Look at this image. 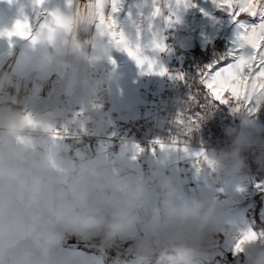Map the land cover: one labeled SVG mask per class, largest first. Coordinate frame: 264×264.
Instances as JSON below:
<instances>
[{
    "label": "clouds",
    "instance_id": "9594fccd",
    "mask_svg": "<svg viewBox=\"0 0 264 264\" xmlns=\"http://www.w3.org/2000/svg\"><path fill=\"white\" fill-rule=\"evenodd\" d=\"M44 2L32 6L39 11ZM47 12L61 22L42 26L39 11L31 36L12 38L23 42L15 70L0 75V264H88L75 255L57 261L54 252L69 237L99 251L119 247L130 258L126 264H210L229 204L190 195L164 170L147 172L140 162L149 151H182L195 157L204 186L231 200L248 180L247 152L258 150L256 163L264 168V128L245 111L234 112L245 127L227 130L226 147L198 157L190 150L192 132L176 119L174 133L149 149L127 140L94 155L77 150L92 127L111 123L104 97L113 76L100 69L123 51L99 24L94 3L73 0ZM145 28L123 33L131 40ZM52 77L63 87L61 102L51 111L33 110L23 82L40 87ZM257 83L246 100L259 112L264 89ZM241 256L243 264H264V235L242 245L237 264Z\"/></svg>",
    "mask_w": 264,
    "mask_h": 264
},
{
    "label": "crops",
    "instance_id": "0c3cea01",
    "mask_svg": "<svg viewBox=\"0 0 264 264\" xmlns=\"http://www.w3.org/2000/svg\"><path fill=\"white\" fill-rule=\"evenodd\" d=\"M193 3L195 7L183 11L180 14L179 21H174L171 24L172 28L179 31L178 38L180 44L185 48L199 50L213 37L221 35L223 41L220 50L222 51L221 55H223V53H226L233 46L236 33L235 25L233 24V27L228 31L230 23L228 18L213 7L211 0H193ZM65 4L66 0H45L44 5L39 11L47 12L55 7L63 8ZM151 10L152 0H122L121 11L115 16L118 30L125 33H135L136 26L144 24ZM39 11L32 6L31 0H0V30L11 29L16 20H22L25 16L31 22H34ZM166 25H168V22L164 16L153 18L151 21V32L163 37V28ZM22 47V41H9L6 38H0V62L12 58L11 72L17 66V56ZM163 52L157 53L156 59L158 65H162L165 68L166 59L162 55ZM215 57L217 56H213L210 62ZM113 60L114 63L102 66V68L111 72L113 76L110 84L113 107L119 111L120 116L124 119L137 116L139 114V106L144 99V93L140 91V84L141 75L145 72L126 52L114 54ZM79 70V67H77L76 71ZM152 75L157 79L161 77V75L155 73ZM43 86L44 84L40 87ZM61 88L62 85L54 78L50 84V95L54 102ZM199 89L203 94L205 93L202 87L199 86ZM54 108L55 105L49 110L32 107L33 110L37 111H51ZM253 120L261 126L257 119L253 118ZM226 125L227 130L231 128L243 129L245 127L243 122L233 113H229ZM190 150L193 153L213 151L198 146H191ZM94 154L96 153H90L89 155ZM186 158L183 156L182 151H178L175 156H170L158 150L155 154L152 153L147 156L152 170L162 169L171 177L173 176L176 183L186 193L208 196L209 198L215 197V193L210 192L204 186L202 174L198 173L195 167V157H193L195 159V169L192 178L197 181V185L195 187L187 185L188 179L185 176V167L181 164ZM254 168L253 174L249 173L247 182L239 185L236 189L234 199L230 200L228 194L227 201L230 203L228 216L224 225L217 233L212 253L213 258L210 264H215L221 257H237V255H233V247L236 237L241 231L249 228L254 231L264 230V179L256 174L259 170L257 163H255ZM69 255L84 257L88 260V264H126V261L130 259L122 253L119 247H116L111 255L105 256L96 248L87 245L75 237H69L63 247L54 252L57 261H63ZM240 258L242 259V256Z\"/></svg>",
    "mask_w": 264,
    "mask_h": 264
},
{
    "label": "snow or ice",
    "instance_id": "6c2138e0",
    "mask_svg": "<svg viewBox=\"0 0 264 264\" xmlns=\"http://www.w3.org/2000/svg\"><path fill=\"white\" fill-rule=\"evenodd\" d=\"M34 6L43 3V0H31ZM73 0H66L71 4ZM94 3L97 8L99 24L109 33L111 42L115 43L123 52H126L141 69L148 74H167V69L158 65L156 55L166 49L163 37L151 32V21L167 12L165 19L168 25L179 21L180 14L188 8L195 7L193 0H152V10L144 21L145 31L133 39H128L123 31L118 30L115 16L121 11L122 0H86L85 4ZM213 7L226 15L229 22L236 27L233 46L223 55L215 57L210 63L199 67L194 74L190 87L199 85L205 90L203 99L199 100V89L190 94L187 106L179 111L176 123L186 127L189 132L198 128L202 113L193 108H206L208 104L228 105L233 112L245 111L254 114L257 109L246 100L247 92L255 81H261L255 86L264 89V0H211ZM42 26L49 23L59 24L61 18L55 13L45 12ZM39 22V13L36 18ZM32 22L25 16L18 19L11 29L0 30V38L13 37L29 38ZM175 79L184 80L183 73H177ZM244 101L241 109L240 102ZM159 143V141H156ZM187 150V149H185ZM202 152L194 155L200 156ZM258 187H260L258 185ZM260 235L264 230L254 231L251 228L241 231L240 239L235 242L233 255L242 251V245Z\"/></svg>",
    "mask_w": 264,
    "mask_h": 264
},
{
    "label": "built area",
    "instance_id": "2783aa9c",
    "mask_svg": "<svg viewBox=\"0 0 264 264\" xmlns=\"http://www.w3.org/2000/svg\"><path fill=\"white\" fill-rule=\"evenodd\" d=\"M166 16L167 12L165 11L164 18ZM178 34V30L169 25L164 26L163 38L166 50L162 55L166 59L165 68L167 69V74L161 76L159 79L146 72L141 75L140 91L144 93V99L139 106V114L126 119L122 118L119 111L113 107L111 85H109L104 99L106 101L105 118L111 121V123L107 128L100 126L92 127L90 130L91 135L83 138L82 143L77 146V150L85 154L97 153L102 146L112 148L127 140H131L141 147L149 149L158 139L174 133L175 129L173 128L172 121L176 119L178 108L183 110V105L188 102L192 91L195 92L199 89V85H194L193 89L190 87L194 74L199 67L210 63L211 58L216 55L223 41L221 35L213 37L197 50L195 48L183 47L179 42ZM12 63V58L0 62V75H3L5 72H11ZM100 70L108 72L107 69L102 67ZM178 72L184 74V80L174 78ZM54 78L49 79L43 87H33L30 82H23L21 91L22 93L29 94L27 88L31 87L33 92L41 94L50 93V84ZM8 92L9 95L13 96L12 89H9ZM199 93L200 103H207L204 101V94L200 89ZM62 96L63 87L55 99V106L61 102ZM196 111L201 112L203 118L200 120L199 128L192 132L191 146H198L213 151L226 147L229 142L226 120L229 113L235 114L231 108L228 105L218 103L208 104L206 108H193L189 114ZM252 118L257 119L261 127L264 128V109L252 114ZM150 154H152L151 151L148 152L147 156ZM245 155L247 157L249 173L253 174L256 158L260 155V152L252 150ZM147 156L140 162V167L144 171L151 172L152 167L147 160ZM194 160L193 157L191 159L186 158L181 163L185 167V176L188 179L187 185L193 187L197 185V181L192 178L195 169ZM256 174L264 179V168L259 166ZM172 178L175 180L173 176ZM215 197L228 203L230 207V203L227 201L228 194L217 192L215 193ZM114 249L116 247L106 251L97 250L102 255L109 256ZM237 259L238 257H232L231 259L221 257L215 264H237ZM239 260L240 264H243V258H239Z\"/></svg>",
    "mask_w": 264,
    "mask_h": 264
},
{
    "label": "bare ground",
    "instance_id": "6f19581e",
    "mask_svg": "<svg viewBox=\"0 0 264 264\" xmlns=\"http://www.w3.org/2000/svg\"><path fill=\"white\" fill-rule=\"evenodd\" d=\"M82 3H85L86 0H81ZM29 92V98H28V105L33 107V108H42L44 110L46 109H51L54 107L55 102L51 98L50 93H38V92H33L31 87L27 88ZM12 95L13 97L16 96L15 90L12 89Z\"/></svg>",
    "mask_w": 264,
    "mask_h": 264
},
{
    "label": "rangeland",
    "instance_id": "374dc122",
    "mask_svg": "<svg viewBox=\"0 0 264 264\" xmlns=\"http://www.w3.org/2000/svg\"><path fill=\"white\" fill-rule=\"evenodd\" d=\"M233 27V24L232 23H229V25H228V31L230 30V28H232ZM224 49H225V47H224ZM30 108H32V107H30ZM263 224H264V222H263ZM228 258V257H227ZM229 259H231V258H229Z\"/></svg>",
    "mask_w": 264,
    "mask_h": 264
},
{
    "label": "trees",
    "instance_id": "16d2710c",
    "mask_svg": "<svg viewBox=\"0 0 264 264\" xmlns=\"http://www.w3.org/2000/svg\"><path fill=\"white\" fill-rule=\"evenodd\" d=\"M221 53H222V51L219 49L218 51H217V53H216V55L215 56H220L221 55ZM255 167V166H254Z\"/></svg>",
    "mask_w": 264,
    "mask_h": 264
}]
</instances>
